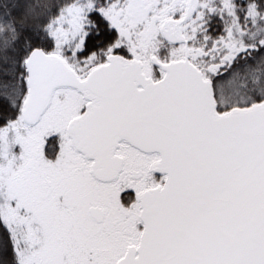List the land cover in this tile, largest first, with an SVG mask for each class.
<instances>
[{"label": "snow or ice", "instance_id": "1", "mask_svg": "<svg viewBox=\"0 0 264 264\" xmlns=\"http://www.w3.org/2000/svg\"><path fill=\"white\" fill-rule=\"evenodd\" d=\"M0 264H264V0H0Z\"/></svg>", "mask_w": 264, "mask_h": 264}]
</instances>
